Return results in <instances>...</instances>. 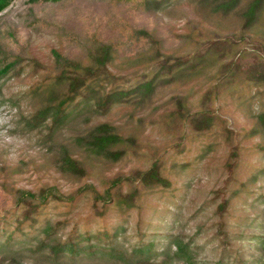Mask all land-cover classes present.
<instances>
[{
	"label": "rangeland",
	"instance_id": "374dc122",
	"mask_svg": "<svg viewBox=\"0 0 264 264\" xmlns=\"http://www.w3.org/2000/svg\"><path fill=\"white\" fill-rule=\"evenodd\" d=\"M139 1L47 4L12 0L0 14L1 29L13 31V38L41 63L51 61V50L66 52L95 34L105 42H122L112 61L115 79L111 81L133 85L151 79L156 71L158 74L153 77L151 91L115 101L104 114H90V106H85L84 112L88 111L84 116L61 126L53 140L44 139L55 146L48 154L38 148L44 146L45 132L17 127L14 110L1 105L0 216L12 208L15 188L56 186L66 198L86 184L102 190L121 178V188L132 190L134 184L127 176L157 162L175 189L142 191L140 227L142 232L149 230L143 233L144 239H153L161 247L169 234L181 229L184 236L194 237L199 264H259L255 236H260L256 230L264 223V212L260 213L263 201L255 197L264 192V135L250 130L258 126V116L264 110V0L246 29L242 11L250 0H241L229 13H216L202 0H180L161 11ZM61 27L81 40L69 43ZM129 28L147 30L158 45L136 39ZM155 46H160L163 57L179 58L186 64L169 76L159 68L162 59ZM42 74L40 67L27 69L7 80L2 92H21ZM64 85L57 84L54 90ZM43 96L25 98L19 108L37 107L46 98ZM91 96L96 99L99 94ZM203 114L210 117L211 126L196 132L192 118ZM101 121L111 124L124 138L114 146L123 153L117 160L92 153L76 141L77 134L90 131ZM238 144L242 161L230 175L231 150ZM60 148L79 158L82 176L59 171L54 157ZM225 192L232 198L226 215L228 237H222L217 227L216 208ZM46 212L50 222H65L59 234H67L74 223L94 211L83 193L70 207L58 201ZM112 215L122 219L119 235L125 236L126 243L134 241L138 211L123 208ZM100 220L96 213L87 219L91 224Z\"/></svg>",
	"mask_w": 264,
	"mask_h": 264
},
{
	"label": "trees",
	"instance_id": "16d2710c",
	"mask_svg": "<svg viewBox=\"0 0 264 264\" xmlns=\"http://www.w3.org/2000/svg\"><path fill=\"white\" fill-rule=\"evenodd\" d=\"M12 0H0V14ZM32 3L42 2L59 4L67 0H29ZM114 3H128L130 0H99ZM142 1V2H141ZM138 3L145 7L152 6L161 11L180 0H141ZM213 7L218 13H229L238 8L241 0H202ZM263 0H250L242 15L244 17L243 28H248L256 19ZM44 23L42 20H38ZM66 33L69 43L81 37L74 33L59 28ZM131 36L136 39L149 41L158 45L153 35L145 29H131ZM14 32L0 27V106H8L13 112V122L17 127L27 131L45 132L42 137L44 146L38 147L47 154L55 146L44 141L51 140L61 126L66 125L73 118L85 115V106H90V114L107 112L115 101L129 98L151 91L154 76L151 79H140L133 85L118 84L113 82L115 76L111 65L115 54L122 47L120 39L113 42H105L98 39L95 34L87 35L85 41L79 46H72L66 52L51 50V61L41 63L32 56L28 49L22 46L14 38ZM66 36V35H65ZM81 40V39H80ZM219 44L218 42H216ZM214 42V44H216ZM74 45V44H73ZM23 49H22V47ZM156 55L162 59L159 65L169 76H173L184 67L186 61L179 58L163 57L160 46H155ZM40 67L42 75L27 86L21 92L5 95L2 92L4 83L11 77L22 75L27 69ZM157 68V67H156ZM57 84H65L64 88L55 91ZM44 93L35 108H19L25 98L33 99ZM99 94L94 99L93 94ZM93 99H92V98ZM90 103V104H89ZM84 112V113H83ZM205 111L204 114H208ZM203 114L201 118L194 119L193 130L205 132L211 126L210 117ZM258 126L250 131H259L264 135V110L259 114ZM257 129V130H255ZM54 139V138H53ZM52 139V140H53ZM124 139L116 129L106 121L96 123L90 131L77 134L76 141L88 151L97 155L108 156L117 160L122 156V151L114 146ZM238 144L236 150L232 149L230 158V175L236 173V169L242 161ZM51 149V150H50ZM264 150V147L262 148ZM231 153V154H232ZM55 164L62 173L71 172L82 176L84 168L79 158L60 148L55 154ZM127 181L134 184L132 190L121 188L122 179L115 178L111 185L100 190L94 184H86L77 192L67 196L60 195L56 186H44L37 190L15 188L12 192V208L5 215L0 216V264H199L198 253L193 236H184L179 229L174 234H169L161 247L153 239H144L141 231V213L143 202L142 191L158 187H173L172 180L163 173L157 162L144 170L127 176ZM85 193L90 198L91 212L85 220H78L72 225L67 234H59V230L65 222H50L46 210L58 201L65 207L78 202L79 197ZM263 201L260 213L264 212V192L255 197ZM232 198L225 192L217 210V227L222 237H228V225L226 215L230 213ZM138 211L136 222L135 240L125 242V236L119 235L122 230V219L113 212L121 209ZM230 210V211H229ZM96 213L100 220L97 224L88 223L87 219ZM261 213V214H262ZM259 214V218L262 215ZM260 229L256 232L255 242L259 257L257 262L264 264V223H260ZM7 252V253H6Z\"/></svg>",
	"mask_w": 264,
	"mask_h": 264
}]
</instances>
